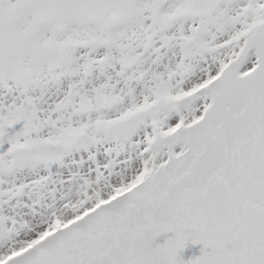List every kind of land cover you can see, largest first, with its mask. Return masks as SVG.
I'll use <instances>...</instances> for the list:
<instances>
[{
	"label": "snow or ice",
	"instance_id": "snow-or-ice-1",
	"mask_svg": "<svg viewBox=\"0 0 264 264\" xmlns=\"http://www.w3.org/2000/svg\"><path fill=\"white\" fill-rule=\"evenodd\" d=\"M0 264H264V0H0Z\"/></svg>",
	"mask_w": 264,
	"mask_h": 264
},
{
	"label": "water",
	"instance_id": "water-1",
	"mask_svg": "<svg viewBox=\"0 0 264 264\" xmlns=\"http://www.w3.org/2000/svg\"><path fill=\"white\" fill-rule=\"evenodd\" d=\"M158 243H162L163 242V237L158 238L157 240ZM199 254V246H192L189 245L182 253H181V257L184 260H187L188 258H190L193 255H197Z\"/></svg>",
	"mask_w": 264,
	"mask_h": 264
}]
</instances>
